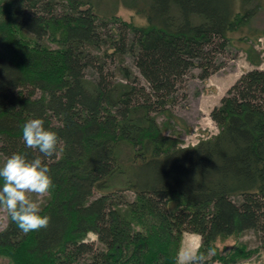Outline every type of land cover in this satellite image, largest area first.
<instances>
[{"label":"trees","instance_id":"16d2710c","mask_svg":"<svg viewBox=\"0 0 264 264\" xmlns=\"http://www.w3.org/2000/svg\"><path fill=\"white\" fill-rule=\"evenodd\" d=\"M123 3L144 21L92 0H0V31L19 36L0 47V160L42 155L21 139L29 118L58 136L50 189L31 194L49 221L24 233L7 214L0 254L12 264H186L183 232L199 236L206 264L264 252V68L252 46L264 37L252 25L264 0ZM233 42L252 67L210 109L217 132L185 146L173 113L184 82L224 66ZM247 231L255 247L237 238L218 248Z\"/></svg>","mask_w":264,"mask_h":264},{"label":"rangeland","instance_id":"374dc122","mask_svg":"<svg viewBox=\"0 0 264 264\" xmlns=\"http://www.w3.org/2000/svg\"><path fill=\"white\" fill-rule=\"evenodd\" d=\"M92 2L97 9H104L105 11L112 10V6L114 5L116 15L122 19L133 20L134 23H142L144 21V18H142L140 14L135 13L132 8L124 5L123 0H92ZM252 25L257 29H264V8H262L259 14L254 18ZM17 37L19 36L15 35L12 31L10 33L0 31V47L7 49L4 48V46L7 45V47L11 48L14 45L11 44L13 43L11 41H15V39L18 40ZM250 43L251 42H248L246 45H250ZM233 44L236 45L232 47L233 49H238V47L240 48V46H242L240 43L237 44L236 42H233ZM20 45L21 43L17 46ZM252 46L259 51L260 59H262L259 68L263 69L264 37L261 36L257 38L252 43ZM20 47L15 46L13 51L16 52L17 50L18 54L22 53L23 49ZM225 60V65L217 69L216 72L210 74L206 79L200 80L197 77L193 78L188 76L184 82V93L186 98L173 107V113L176 122L175 128L176 131L179 132L178 135H180L179 140L185 146L186 144H195L198 142L199 138H206L217 132L214 122L209 117L210 109L217 105L219 99L223 96L229 86L239 78L240 74L252 67L250 62L245 58V53L241 48L236 52L235 56H228ZM41 196L42 194L36 195L37 198H40ZM6 215V210L0 208V229L4 227L7 221ZM88 237H90V239L95 238L91 234H88ZM237 238L246 242L249 247H255L258 245V241L251 231H247L241 236L230 237L224 241H217L216 243L219 248L225 244H233ZM199 240L200 238L197 234L183 232L180 249L178 251L179 261L185 262L182 257L183 251L188 248L196 250L199 246ZM0 264L12 263L8 262V260L0 254ZM210 264L220 263L214 261ZM233 264H264V252L259 250L258 254H255L246 260H238Z\"/></svg>","mask_w":264,"mask_h":264},{"label":"clouds","instance_id":"9594fccd","mask_svg":"<svg viewBox=\"0 0 264 264\" xmlns=\"http://www.w3.org/2000/svg\"><path fill=\"white\" fill-rule=\"evenodd\" d=\"M21 139L25 147L37 149L42 155L29 158L13 151L0 160V208L24 233L45 227L49 216L44 213L42 201L31 194L46 193L52 184L47 161L57 152V133L46 127L41 117H32L22 125ZM186 264H206L204 252L191 248L182 253Z\"/></svg>","mask_w":264,"mask_h":264}]
</instances>
